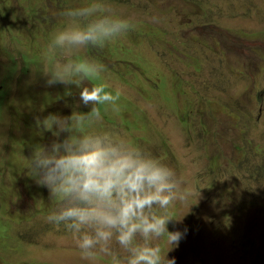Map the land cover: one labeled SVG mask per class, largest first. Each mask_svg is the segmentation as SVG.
I'll list each match as a JSON object with an SVG mask.
<instances>
[{
    "label": "rangeland",
    "instance_id": "1",
    "mask_svg": "<svg viewBox=\"0 0 264 264\" xmlns=\"http://www.w3.org/2000/svg\"><path fill=\"white\" fill-rule=\"evenodd\" d=\"M87 2L0 0V264H114L81 258L77 237L47 222L57 204L30 176L33 147L57 139L36 118L89 111L79 92L93 84L120 93L119 111L101 106L103 124L93 130L127 137L191 193L172 210L177 218L190 211L169 224L187 232L168 256L264 264V0H106L135 29L103 48L51 55L63 12ZM65 58L104 70L79 87L46 86L45 63Z\"/></svg>",
    "mask_w": 264,
    "mask_h": 264
},
{
    "label": "clouds",
    "instance_id": "2",
    "mask_svg": "<svg viewBox=\"0 0 264 264\" xmlns=\"http://www.w3.org/2000/svg\"><path fill=\"white\" fill-rule=\"evenodd\" d=\"M63 16L68 22L50 40L51 55L103 48L135 29V22L106 0H88L64 11ZM103 70L104 65L93 60L65 58L51 66L45 63L42 72L48 87H79ZM108 88L107 84L81 88L79 97L90 107L87 112L36 118L39 127L57 137L50 144L35 145L30 157V176L48 189L49 200L57 204L46 220L63 225L77 237L85 261H94L101 254L114 264H176L168 253L179 246L187 230L170 231L169 224L182 222L190 211L182 218L172 214L191 193L172 167L127 137L113 130H93L103 124L101 106L104 111H119L120 93ZM161 241L169 245L167 253ZM114 245L126 253L123 258Z\"/></svg>",
    "mask_w": 264,
    "mask_h": 264
}]
</instances>
